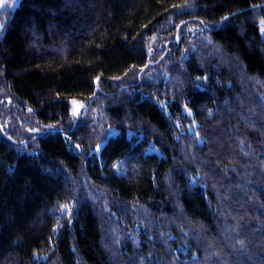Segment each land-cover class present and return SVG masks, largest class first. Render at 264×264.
<instances>
[{
	"label": "trees",
	"instance_id": "1",
	"mask_svg": "<svg viewBox=\"0 0 264 264\" xmlns=\"http://www.w3.org/2000/svg\"><path fill=\"white\" fill-rule=\"evenodd\" d=\"M264 0L0 8V264H264Z\"/></svg>",
	"mask_w": 264,
	"mask_h": 264
},
{
	"label": "snow or ice",
	"instance_id": "2",
	"mask_svg": "<svg viewBox=\"0 0 264 264\" xmlns=\"http://www.w3.org/2000/svg\"><path fill=\"white\" fill-rule=\"evenodd\" d=\"M8 3V0H0V8L5 7V5Z\"/></svg>",
	"mask_w": 264,
	"mask_h": 264
},
{
	"label": "rangeland",
	"instance_id": "3",
	"mask_svg": "<svg viewBox=\"0 0 264 264\" xmlns=\"http://www.w3.org/2000/svg\"><path fill=\"white\" fill-rule=\"evenodd\" d=\"M263 31H264V27H263Z\"/></svg>",
	"mask_w": 264,
	"mask_h": 264
}]
</instances>
